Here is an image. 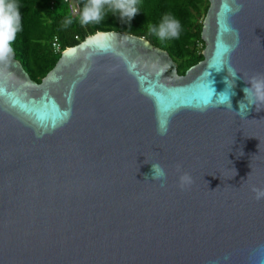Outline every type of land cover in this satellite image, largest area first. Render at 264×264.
Instances as JSON below:
<instances>
[{
	"label": "water",
	"instance_id": "water-1",
	"mask_svg": "<svg viewBox=\"0 0 264 264\" xmlns=\"http://www.w3.org/2000/svg\"><path fill=\"white\" fill-rule=\"evenodd\" d=\"M208 1L184 75L119 32L41 82L15 52L0 64V264H264V106L243 92L264 73V0Z\"/></svg>",
	"mask_w": 264,
	"mask_h": 264
},
{
	"label": "trees",
	"instance_id": "trees-1",
	"mask_svg": "<svg viewBox=\"0 0 264 264\" xmlns=\"http://www.w3.org/2000/svg\"><path fill=\"white\" fill-rule=\"evenodd\" d=\"M86 3L87 0H80V13L72 15L65 0H21V30L12 47L32 79L41 82L64 51L98 32L127 33L145 38L170 54L180 75L204 59L202 29L210 5L208 0H140L138 12L130 21L127 18L121 20L119 12L106 10L100 23L82 25L80 14ZM168 14L181 24L178 39L161 40L149 30V26L158 28ZM69 17L72 23L65 26V19ZM56 37L60 44L58 52L53 46Z\"/></svg>",
	"mask_w": 264,
	"mask_h": 264
},
{
	"label": "clouds",
	"instance_id": "clouds-1",
	"mask_svg": "<svg viewBox=\"0 0 264 264\" xmlns=\"http://www.w3.org/2000/svg\"><path fill=\"white\" fill-rule=\"evenodd\" d=\"M139 2L140 0H87L80 14V23L82 25L100 23L104 19L106 10L119 12L121 20L127 18L128 21H130L138 12L137 4ZM20 4L21 0H0V64L10 63L14 55L12 44L16 34L21 30ZM241 8L242 5H237L236 11L241 10ZM64 23L65 26L70 25L72 19L69 17L65 19ZM149 30L156 34L161 40L167 38L178 39L181 32V24L178 19L168 14L163 18L158 28L149 26ZM231 74L234 80L239 79V77L235 75L234 70H232ZM245 85L246 86L243 88L245 100L249 105L256 106L257 110H260V107L264 106V73H256L250 76L247 81H245ZM157 133L159 135H166L167 127L159 126L157 128ZM145 163L151 162H148L146 159ZM151 166L154 171L152 179L161 181V187H164L163 181L167 178L164 168L158 163H151ZM181 169L182 165L177 164L176 171L180 173ZM236 174L237 172L235 170V175ZM191 183L192 179L190 175L186 172H182L179 176V187L181 190L190 186ZM215 190L216 189L211 191ZM254 191L257 192V199L264 198V190L254 189ZM224 259L227 260L228 257L225 256Z\"/></svg>",
	"mask_w": 264,
	"mask_h": 264
},
{
	"label": "built area",
	"instance_id": "built-area-1",
	"mask_svg": "<svg viewBox=\"0 0 264 264\" xmlns=\"http://www.w3.org/2000/svg\"><path fill=\"white\" fill-rule=\"evenodd\" d=\"M65 2L68 4L69 10L72 15H77L80 13L81 10L80 0H65ZM53 46L57 52L60 51V44L57 37L54 40Z\"/></svg>",
	"mask_w": 264,
	"mask_h": 264
}]
</instances>
